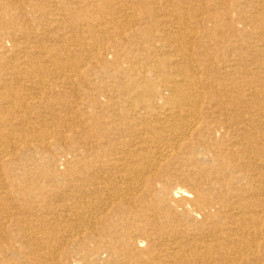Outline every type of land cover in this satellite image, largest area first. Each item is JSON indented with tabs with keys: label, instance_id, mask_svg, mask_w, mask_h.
Here are the masks:
<instances>
[{
	"label": "bare ground",
	"instance_id": "bare-ground-1",
	"mask_svg": "<svg viewBox=\"0 0 264 264\" xmlns=\"http://www.w3.org/2000/svg\"><path fill=\"white\" fill-rule=\"evenodd\" d=\"M0 264H264V0H0Z\"/></svg>",
	"mask_w": 264,
	"mask_h": 264
}]
</instances>
